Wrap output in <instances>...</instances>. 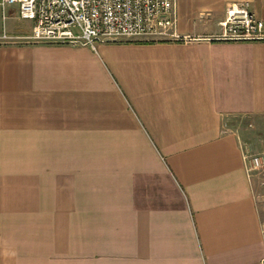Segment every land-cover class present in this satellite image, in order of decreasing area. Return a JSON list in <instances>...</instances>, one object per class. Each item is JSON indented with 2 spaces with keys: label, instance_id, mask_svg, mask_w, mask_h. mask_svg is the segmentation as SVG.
<instances>
[{
  "label": "crops",
  "instance_id": "crops-1",
  "mask_svg": "<svg viewBox=\"0 0 264 264\" xmlns=\"http://www.w3.org/2000/svg\"><path fill=\"white\" fill-rule=\"evenodd\" d=\"M175 0L178 38L35 42L0 7V264H264V40Z\"/></svg>",
  "mask_w": 264,
  "mask_h": 264
},
{
  "label": "built area",
  "instance_id": "built-area-1",
  "mask_svg": "<svg viewBox=\"0 0 264 264\" xmlns=\"http://www.w3.org/2000/svg\"><path fill=\"white\" fill-rule=\"evenodd\" d=\"M175 0H0L17 16L32 22L35 42L95 46L97 41L178 38ZM222 41L264 40V22L247 1H230L219 22ZM246 170H264V152L246 155Z\"/></svg>",
  "mask_w": 264,
  "mask_h": 264
}]
</instances>
